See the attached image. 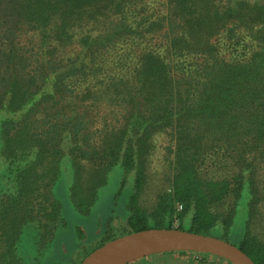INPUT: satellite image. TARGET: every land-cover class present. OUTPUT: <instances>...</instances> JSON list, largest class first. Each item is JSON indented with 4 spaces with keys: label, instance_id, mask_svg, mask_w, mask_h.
Wrapping results in <instances>:
<instances>
[{
    "label": "trees",
    "instance_id": "16d2710c",
    "mask_svg": "<svg viewBox=\"0 0 264 264\" xmlns=\"http://www.w3.org/2000/svg\"><path fill=\"white\" fill-rule=\"evenodd\" d=\"M156 146L169 189L145 210ZM0 149L16 186L0 201V264H25L24 228L38 222L51 241L64 225L53 191L64 167L85 214L114 166L122 185L133 178L127 214L94 249L147 228L230 242L240 206L249 221L234 245L264 264V0H0Z\"/></svg>",
    "mask_w": 264,
    "mask_h": 264
},
{
    "label": "rangeland",
    "instance_id": "374dc122",
    "mask_svg": "<svg viewBox=\"0 0 264 264\" xmlns=\"http://www.w3.org/2000/svg\"><path fill=\"white\" fill-rule=\"evenodd\" d=\"M164 156H166L165 151L156 146L149 157L145 167V181L138 196V205L142 209L151 210L157 195L169 189L168 176L171 170ZM6 168L7 163L0 155V201L16 192L15 181L4 177ZM123 177V171L119 166L111 168L106 183L97 189L95 201L89 211L81 214L75 210L71 202L69 189L72 174L67 167H64L53 188L55 198L61 206L64 225L55 231L51 241L37 237L38 222L24 228L17 245V253L23 262L25 264H79L86 254L103 240L109 218L112 219L108 223L111 224V231L116 233V227L126 218V204L133 189L132 176L129 175L122 185ZM233 210L234 208L232 212ZM236 210L237 213L233 214L238 228L230 238L232 244H237L243 235L242 223L244 227L245 221H249L247 215H242L240 206ZM182 225L185 227L188 225L187 218L183 219ZM249 225L256 232L263 228L260 221L254 219ZM221 232L220 229H216L217 234ZM37 239L42 244L38 245ZM185 258L190 260L191 264H225L223 260L205 253L189 252ZM151 261V257L148 258V262Z\"/></svg>",
    "mask_w": 264,
    "mask_h": 264
},
{
    "label": "water",
    "instance_id": "95a60500",
    "mask_svg": "<svg viewBox=\"0 0 264 264\" xmlns=\"http://www.w3.org/2000/svg\"><path fill=\"white\" fill-rule=\"evenodd\" d=\"M210 254L230 264H255L240 248L224 239L177 228H147L108 240L79 264H129L168 252Z\"/></svg>",
    "mask_w": 264,
    "mask_h": 264
}]
</instances>
